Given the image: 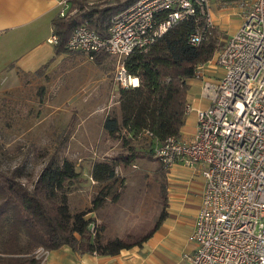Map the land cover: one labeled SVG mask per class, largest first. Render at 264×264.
I'll use <instances>...</instances> for the list:
<instances>
[{"label":"built area","instance_id":"obj_1","mask_svg":"<svg viewBox=\"0 0 264 264\" xmlns=\"http://www.w3.org/2000/svg\"><path fill=\"white\" fill-rule=\"evenodd\" d=\"M59 3L63 16L65 0ZM191 17H202L206 27L215 28L210 0H135L111 18L104 35L85 23L77 26L66 48L90 60L99 53L114 56L115 82L119 87L136 86L138 80L127 73L124 59ZM204 34L196 26L189 43L198 44ZM49 41H58L53 32ZM211 60L222 72L216 80L203 81L210 103L196 110L194 136L155 142L152 155L164 168L177 162L198 166L204 177L189 235L194 248L183 253L182 264H264V0L244 3L239 27ZM195 76H202L200 69ZM95 229L92 222V234ZM49 254L42 246L34 251L39 264H45Z\"/></svg>","mask_w":264,"mask_h":264},{"label":"trees","instance_id":"obj_2","mask_svg":"<svg viewBox=\"0 0 264 264\" xmlns=\"http://www.w3.org/2000/svg\"><path fill=\"white\" fill-rule=\"evenodd\" d=\"M134 1L117 0L107 7L63 16L58 13L52 19L53 33L58 38L55 54L69 51L66 42L81 24L104 35L111 18ZM196 26L203 28L205 34L193 45L189 43V36ZM220 46L215 28L206 27L202 17L197 21L191 17L175 23L147 49L134 50L124 59L127 73L138 78V84L119 87L118 113H108L102 127L126 152L92 162L90 178L97 189L89 207L70 209L68 195L84 180L72 159L51 158L29 184L21 180L26 175L23 166L17 165L10 171L0 166V264H39L34 255L39 246L49 250L68 246L78 253L113 255L145 240L164 218V208L148 233L128 239L105 238L102 225L92 234L90 224L94 218L88 214L108 198L118 199L115 186L124 183L116 172L118 166L131 164L143 152L153 157L155 142L179 137L188 104V80L195 77L200 65L213 58ZM92 61L100 64L96 56ZM1 101L5 102V97ZM7 124L8 127L11 122ZM135 144L144 147L141 152Z\"/></svg>","mask_w":264,"mask_h":264},{"label":"crops","instance_id":"obj_3","mask_svg":"<svg viewBox=\"0 0 264 264\" xmlns=\"http://www.w3.org/2000/svg\"><path fill=\"white\" fill-rule=\"evenodd\" d=\"M59 1L61 0H0V73L5 71L14 81L11 84L12 88L24 84L22 80L24 75L34 74L43 67L44 73L60 71L63 73L62 76H67L74 73L72 70L78 66V56L80 54L87 59L86 54L77 51L55 54V43L49 41V37L53 32L52 19L58 15L61 8ZM65 4V13L68 14H75L77 11L83 12L88 8L98 9L111 5L109 0H65ZM218 7L220 9L225 8L221 4ZM102 54L99 53L96 58L99 59L100 66H103V64L107 66L81 67L86 81L79 82V84L77 81L75 86L78 87L77 90L84 85L87 88L85 94L81 95L80 100L85 106L87 114L76 122L74 129L70 130L71 144L76 143L78 147L88 144L91 148L90 151L93 152V157L83 167L78 169L75 164L77 169L81 171L85 184H89V181L95 184V181L90 178L93 161L126 152L119 141L109 138L106 134L103 135L106 137L104 142L99 140L100 142L97 141L99 143H95L97 133H104L102 125L106 115L111 113L109 111L118 113L119 110V86L114 80L116 58L107 54V57L111 60L105 62L103 60L106 57L103 59V56L106 55ZM70 59H72L71 62H69ZM66 63L74 67H64ZM199 69L202 76H195L188 80L189 88L186 101L190 105V110L186 113L184 123L180 128L179 137L183 139H191L194 136L196 110L205 108L210 103L207 97L196 96L193 79H200L199 82L201 83L199 84L202 86L204 80H216L222 72L217 65H213L212 60L200 65ZM79 70H77V73ZM72 83L70 82V84ZM96 84L100 86H96ZM112 94L115 98L113 105L110 103ZM90 116H94L96 119H90L91 122L87 123ZM77 136L81 139H78ZM107 142L111 144L107 145ZM135 147L137 150L139 149L138 152H141V149L144 148L140 147V144H135ZM98 151L104 153V155L102 154L99 157V154L97 155ZM138 159L143 160L140 156H137L131 164L120 165L116 168L117 174H121L120 176L124 180L123 184L127 185L128 183V179L125 178L127 173L126 175L123 174L124 171L132 164H136L139 161ZM203 186L204 177L200 167L177 162L168 168L166 172L164 205L160 208H164L165 216L145 240L129 248L122 249L113 255L78 253L68 246H61L50 250L45 264H182L183 253L190 252L194 248V243L189 240V235L193 230L195 217L201 205ZM71 195L72 191L68 195L69 206ZM106 201L98 209L89 213L88 216L103 220L105 223L103 233L107 232L104 237H122L126 234L128 228L125 225L128 214L125 215V211H121L119 218L118 203L113 201L106 203ZM105 204L109 206L108 212L103 211ZM90 205L91 196L89 195L85 206L89 207ZM76 210L80 209L74 211ZM129 221H127V225ZM150 230H146L147 232H143V234L145 235ZM143 234L138 232L135 235L138 238Z\"/></svg>","mask_w":264,"mask_h":264},{"label":"rangeland","instance_id":"obj_4","mask_svg":"<svg viewBox=\"0 0 264 264\" xmlns=\"http://www.w3.org/2000/svg\"><path fill=\"white\" fill-rule=\"evenodd\" d=\"M246 1L248 0H210L211 18L221 46L226 38L239 27ZM110 3L114 4L113 1ZM219 4L224 5L225 8L220 9ZM102 55H106L103 56V59L106 57L103 61L111 60L107 54L103 53ZM78 59L76 67L68 65L72 59L64 64V67H74L72 70L74 73L69 72L72 74L62 76L63 73L60 71L44 73L42 70L24 75L22 79L24 84L15 88L11 87L14 81L9 75L5 71L0 73V98L5 97V102H0V166L6 171H10L17 165L23 166L26 175L21 180L26 184L34 180L43 166L53 157L72 159L78 169L93 157V152L90 151L91 148L88 144L78 147L76 143H70V130L74 129L76 122L87 114L85 106L80 101L81 95L85 94L87 88L84 85L77 90L78 87L75 86L77 81L78 84L86 81L81 67H106L107 65L100 66L81 54ZM212 63L216 65L214 61ZM78 69L80 70L77 73ZM4 76H6V80ZM1 80H3L2 83ZM199 81L198 78L193 79L196 96L206 97ZM70 82L73 83L70 84ZM96 86L100 85L96 84ZM114 101L115 98L112 94L111 105ZM90 119L95 120L96 118L90 116L87 123L91 122ZM9 121L11 127H7ZM58 124L60 126H57ZM104 134L98 132L95 136V143L104 142L106 139ZM77 138L81 139L79 136ZM106 144L110 145L111 143L107 142ZM98 154L99 157L104 155L100 151ZM140 157L143 160L138 159L136 164H132L123 173L125 175L127 173L125 177L128 179L127 185L115 186L119 197L113 202L118 203L119 218L121 211H125V215L128 214L125 223L128 228L126 234L121 237L124 239L136 238L135 234L138 232L143 234L153 228L160 217V208L164 202L168 168H164L157 160L144 152ZM96 189L97 186L93 182L89 181V184H85V180L82 181L78 187L72 190L69 201L70 209L74 211L87 208L85 205L89 195L92 198ZM111 201L110 197L106 203H111ZM82 205L83 207H81ZM108 209V204H105L103 211L108 212ZM129 219L131 220L129 221ZM127 221H129L128 225ZM92 222L96 229L100 225L105 228L103 220H97L95 217ZM118 227L120 228L121 225ZM105 234L107 235V232H104L103 236Z\"/></svg>","mask_w":264,"mask_h":264}]
</instances>
